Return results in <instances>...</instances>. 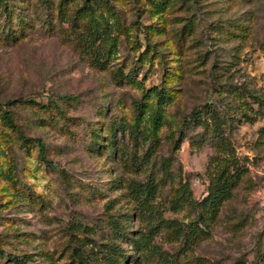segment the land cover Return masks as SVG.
Here are the masks:
<instances>
[{
    "label": "rangeland",
    "instance_id": "rangeland-1",
    "mask_svg": "<svg viewBox=\"0 0 264 264\" xmlns=\"http://www.w3.org/2000/svg\"><path fill=\"white\" fill-rule=\"evenodd\" d=\"M156 1L106 0L112 13L98 14L100 29L85 50L75 43L82 0L59 8L58 0H0V107L11 109L16 125L45 148L44 158L35 147L25 153L14 145L4 153L3 133L17 141L0 122V185L8 183L2 176L9 157L21 185L37 198L0 211L14 224L0 225V232L16 230L27 239L11 241L6 251L14 246L40 257L36 252L45 250L57 260L50 264H73L68 231L78 223L87 251L108 242L121 253L120 264H165L164 255L174 264H264L257 204L264 190V0H162L161 7ZM161 79L172 95L156 140L121 132L118 122L136 116L134 100ZM67 94L76 97L62 101ZM193 110L225 116L222 132L246 170L207 226L184 238L178 227L193 225L194 212L172 209L169 199L178 180H187L196 199L205 194L215 141L211 123H197ZM109 130L112 150L103 144ZM147 178L157 183L153 214L171 226L155 229L149 212L137 213L126 182ZM112 222L125 232L114 233ZM149 226L161 257L130 243Z\"/></svg>",
    "mask_w": 264,
    "mask_h": 264
},
{
    "label": "trees",
    "instance_id": "trees-1",
    "mask_svg": "<svg viewBox=\"0 0 264 264\" xmlns=\"http://www.w3.org/2000/svg\"><path fill=\"white\" fill-rule=\"evenodd\" d=\"M81 6L76 7V13L82 20V27L77 29L75 32V43L79 46V49L91 48L94 43L92 42L94 33L99 31V18L98 14L111 15L112 9L106 3V0H82ZM65 0H58L57 8L61 7ZM103 2L104 7L99 6ZM164 2L162 0H157L155 4L162 6ZM101 7V8H100ZM106 19V18H105ZM107 21V19H106ZM109 41L114 39V37L108 36ZM114 43V42H113ZM127 73H121L120 77H126ZM168 86L164 79H161L159 85H152L149 88H145L142 93V97L139 100H134L133 106L136 110V116L131 119V122H124L121 120L118 122V127L121 132L128 129V135H133L134 138L137 136L145 138H150L152 141L156 140L157 132L163 122L166 120L162 116L163 104L171 97ZM75 95L67 94L61 97L62 101H68L75 99ZM18 101H23L19 98ZM53 107H57L54 100H48ZM11 100H7L5 103L9 104ZM151 102H153L151 104ZM207 110V109H206ZM205 109L202 111H206ZM198 112V113H194ZM194 113V114H193ZM191 116L197 123H211L209 132L215 137L214 141V154L208 159L205 167V175L207 178L206 192L199 199L192 196L191 191L188 187L187 180L177 181V185L174 188L172 196L169 199V205L172 209L177 210L183 207L188 208L194 212L192 219L193 225L189 222L184 224L183 228H179L177 233L183 234L186 238L185 232L196 231L200 232L203 227L215 217L217 209L220 203L229 198L232 193V188L236 182L241 177L242 173L246 170L242 161L238 158L235 153L233 144L230 139L225 136L222 132L221 123L225 118H218L216 114L211 113L208 117H203L200 114V110H193ZM165 119V120H164ZM249 120L250 118H244ZM224 120V121H225ZM43 118H36L37 125L41 124ZM0 122L5 125L9 130L16 135V142H13V138L7 136L3 133V150L13 151L14 145L25 151V153H30L34 147L37 149L40 157L44 158L45 148L43 143L38 138L27 137L22 129H20L15 121L12 114V110L8 108L0 107ZM207 127V125H206ZM110 134L107 135V141L103 143L109 150L115 148V134L113 130H109ZM261 134L264 135V128L261 130ZM180 142V137L177 138L173 143V148L177 149ZM98 151L100 149H97ZM44 153V154H43ZM148 158L145 160L147 161ZM164 159V158H163ZM161 160V169L167 168L166 162ZM6 171L3 173V178L7 184L0 185V211L6 210V208L15 207L18 205H31L28 200L37 201L35 194L30 196V191L26 185H21V179L17 174H14V167L12 168V161L7 158ZM172 180V178H170ZM156 181L152 178H147L142 182H137L132 180L131 182H126V187L130 191L131 198L137 199L140 206H138L137 213L140 214L144 211L149 212L152 215V220L155 222L153 228L171 226L170 220L165 219L158 212H154L150 201L154 197L155 188L157 186ZM24 186V187H22ZM30 196V197H29ZM35 199V200H34ZM140 208V209H139ZM29 209H32L29 207ZM191 222V223H192ZM0 225L11 228L13 227V221L10 217L0 216ZM84 225L74 224L72 225L73 230L68 231V244L69 251L67 257H71L73 264H120L122 262L120 257V252L115 250L113 245L111 246L108 242H104V246L101 247L100 244L95 245V249L86 250V242H83V236L76 234V230L84 229ZM175 227V228H177ZM113 232L122 235L125 231L117 224L112 222ZM152 228V229H153ZM187 228V230H185ZM15 229V228H13ZM150 226L144 230L139 231L134 238H131L130 243L134 245L136 249H147L151 252H156L159 257L160 251L156 249L151 243L153 232ZM197 232V231H196ZM194 233V236L196 234ZM20 240H27L24 235H20V232L16 230L0 232V264H40V260H43L45 264L54 263L56 258L52 257L51 253L40 250V257H35L34 252H26L22 248L14 247L12 252H8L4 249L11 241L15 243H20ZM93 250V251H92ZM40 259V260H39ZM161 261L165 264H174L168 256L164 255L161 257ZM58 264H70L67 260L61 261Z\"/></svg>",
    "mask_w": 264,
    "mask_h": 264
},
{
    "label": "built area",
    "instance_id": "built-area-1",
    "mask_svg": "<svg viewBox=\"0 0 264 264\" xmlns=\"http://www.w3.org/2000/svg\"><path fill=\"white\" fill-rule=\"evenodd\" d=\"M257 204H258L259 211L264 216V190L260 193Z\"/></svg>",
    "mask_w": 264,
    "mask_h": 264
}]
</instances>
